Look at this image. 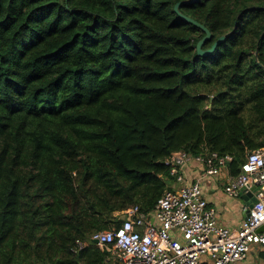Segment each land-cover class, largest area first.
<instances>
[{
  "label": "trees",
  "instance_id": "1",
  "mask_svg": "<svg viewBox=\"0 0 264 264\" xmlns=\"http://www.w3.org/2000/svg\"><path fill=\"white\" fill-rule=\"evenodd\" d=\"M262 146L264 0H0V264H106L172 152Z\"/></svg>",
  "mask_w": 264,
  "mask_h": 264
},
{
  "label": "built area",
  "instance_id": "2",
  "mask_svg": "<svg viewBox=\"0 0 264 264\" xmlns=\"http://www.w3.org/2000/svg\"><path fill=\"white\" fill-rule=\"evenodd\" d=\"M230 155L204 150L192 155L172 152L163 161L174 179L150 212L131 206L114 215L120 224L94 233L90 242L121 264H234L252 245L264 246V146L246 153L239 172L229 173L223 185L227 196L238 197L255 187L256 202L238 226L218 223L216 209L208 206L201 178L187 182L185 167L196 163L204 176H218L229 168ZM229 170V169H228ZM247 209V207H246ZM77 241L76 250L87 246ZM205 258V259H204Z\"/></svg>",
  "mask_w": 264,
  "mask_h": 264
},
{
  "label": "crops",
  "instance_id": "3",
  "mask_svg": "<svg viewBox=\"0 0 264 264\" xmlns=\"http://www.w3.org/2000/svg\"><path fill=\"white\" fill-rule=\"evenodd\" d=\"M228 169L218 176H204L201 167L196 163H190L185 167V176L187 182H195L199 178L201 184L204 181L203 195L208 206L216 209L218 223L226 227H235L245 218L247 206L242 196L230 197L224 193L225 178L230 173V168ZM206 178L209 180L206 181ZM106 264H121V262L108 254ZM234 264H264V246L252 245L246 256Z\"/></svg>",
  "mask_w": 264,
  "mask_h": 264
},
{
  "label": "water",
  "instance_id": "4",
  "mask_svg": "<svg viewBox=\"0 0 264 264\" xmlns=\"http://www.w3.org/2000/svg\"><path fill=\"white\" fill-rule=\"evenodd\" d=\"M174 10L175 11L177 10V5L174 7ZM182 18L185 21L189 22V23H192V24H195L197 26H200L205 31V33H206L205 36L197 43V47L196 48H197L198 54L199 55H206L208 53H211L215 49V47L217 46V43L214 44L212 46V48L210 50H208V51H201L200 50L201 43L209 37L208 31L202 25L198 24L197 22L193 21L192 19H190V18H188L186 16H182ZM221 40H223V37L219 39V41H221ZM255 189H256L255 187H251L250 190L247 193L241 194L242 199L245 201L246 206H247V210H246V213H245V217L248 216V214H249L248 210L252 207L253 203L256 202V198L253 196V192L255 191ZM257 231L258 232H264V225L260 226ZM95 242L96 241H93V243H95Z\"/></svg>",
  "mask_w": 264,
  "mask_h": 264
},
{
  "label": "rangeland",
  "instance_id": "5",
  "mask_svg": "<svg viewBox=\"0 0 264 264\" xmlns=\"http://www.w3.org/2000/svg\"><path fill=\"white\" fill-rule=\"evenodd\" d=\"M207 180H209V178H206V181H207ZM202 185H204V181L202 182ZM114 214H115V213H114ZM114 214H113V215H114Z\"/></svg>",
  "mask_w": 264,
  "mask_h": 264
}]
</instances>
